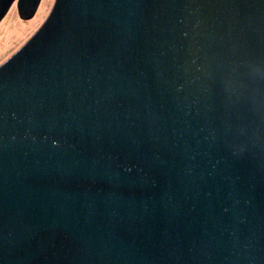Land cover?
<instances>
[{
	"label": "water",
	"instance_id": "1",
	"mask_svg": "<svg viewBox=\"0 0 264 264\" xmlns=\"http://www.w3.org/2000/svg\"><path fill=\"white\" fill-rule=\"evenodd\" d=\"M0 264H264V0H55L0 64Z\"/></svg>",
	"mask_w": 264,
	"mask_h": 264
},
{
	"label": "rangeland",
	"instance_id": "2",
	"mask_svg": "<svg viewBox=\"0 0 264 264\" xmlns=\"http://www.w3.org/2000/svg\"><path fill=\"white\" fill-rule=\"evenodd\" d=\"M39 2L40 3L37 7V10L32 17H22L19 14L16 4L17 2L15 1L0 20V28L2 26H8L13 20V23H17L18 25L23 24L26 28H28L22 40L20 39L23 35H20L19 38H16L13 37L15 33H11L9 35L8 30L0 31V47L9 46L5 50L0 49V64L9 59L38 30V28L44 23L47 16L49 15L55 0H40ZM10 30L14 31L12 27H10ZM8 35L10 37L12 36V38H9Z\"/></svg>",
	"mask_w": 264,
	"mask_h": 264
},
{
	"label": "bare ground",
	"instance_id": "3",
	"mask_svg": "<svg viewBox=\"0 0 264 264\" xmlns=\"http://www.w3.org/2000/svg\"><path fill=\"white\" fill-rule=\"evenodd\" d=\"M13 21H14V20H13ZM13 21L10 22V24H9L8 26H6V27L2 26V27L0 28V31L8 30V31H9V35H10L11 33H15V35H14L13 37H16V38H19L20 35H23L22 38L20 39V40H22V39L24 38V35H25V33H26V31H27L28 28H26L23 24L18 25L17 23H13ZM19 24H20V23H19ZM10 27H12L13 30L16 31V32L11 31V30H10ZM9 35H8V37H9V38H12V36L10 37ZM8 47H9V46H3V47H0V49H1V50H5V49H7Z\"/></svg>",
	"mask_w": 264,
	"mask_h": 264
}]
</instances>
